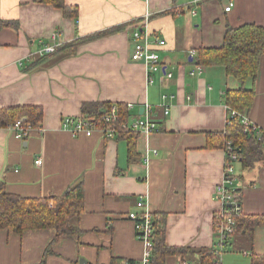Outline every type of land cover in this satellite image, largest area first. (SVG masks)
<instances>
[{
    "label": "crops",
    "instance_id": "1",
    "mask_svg": "<svg viewBox=\"0 0 264 264\" xmlns=\"http://www.w3.org/2000/svg\"><path fill=\"white\" fill-rule=\"evenodd\" d=\"M228 1L65 0L77 9L75 22L50 4L0 0V21L17 23L0 28V108L43 109L41 132L31 130L18 139L0 127V183L24 197L59 195L77 181L84 191L79 233L53 243L52 228L21 233L0 229V264L136 262L142 244L127 213L137 210L139 195L155 218L164 216L167 245L195 250L214 246V215L221 207L215 192L225 152L207 144L206 132L224 129L225 91L239 84L221 67L195 64V50L220 46L227 25L264 26V0H231V10L225 12ZM109 29L114 30L81 42L71 55L27 69L43 45L57 46ZM135 30L152 41L159 71L149 73L144 62L130 59ZM155 38L164 44H156ZM245 86L255 89L245 118L264 131V56L257 77ZM96 101L124 103L126 108L131 104L129 119L144 116L142 107L148 105V116L160 131L105 139L97 131L74 135L62 126L63 117L81 116L82 104ZM37 158L41 165L34 164ZM235 170L242 213L264 215V167L241 170L236 162ZM251 245L243 236L232 238L225 248L232 264H254L253 256L264 255V224L254 228ZM195 260L196 255H169L163 264Z\"/></svg>",
    "mask_w": 264,
    "mask_h": 264
},
{
    "label": "trees",
    "instance_id": "2",
    "mask_svg": "<svg viewBox=\"0 0 264 264\" xmlns=\"http://www.w3.org/2000/svg\"><path fill=\"white\" fill-rule=\"evenodd\" d=\"M37 3L50 4L60 8L65 16L75 19L77 9L67 5L65 0H34ZM172 11V10H171ZM165 12H168L165 11ZM173 12V11H172ZM17 24L12 21H0L1 27H13ZM114 29L90 35L87 38H76L68 43L55 46L53 52H38L29 59L27 69L29 71L39 69L57 59L64 58L75 52L76 47L83 41L101 34L109 33ZM42 48V47H41ZM194 63L199 66L221 67L225 75L233 76L239 86L236 89H227L224 95V103L228 111L227 122L220 131H209L207 144L223 148L225 152V166L233 162L240 165V169H249L255 164L264 167V131L245 126L241 117L245 116L253 104L255 89L247 88L245 82L248 79L255 80L258 74L259 64L264 56V26L254 22L242 23L238 26H226L223 42L218 47L196 48ZM115 106V116L110 122L105 121L110 109ZM231 112L235 114L231 116ZM129 111L124 103L111 102H85L81 106V117L95 127L114 128V136L130 138L135 131L122 129V124L128 122ZM43 109L39 105H18L0 108V127L12 128L20 120L21 126L27 129H42ZM254 125V124H253ZM137 134V133H136ZM130 140V139H129ZM231 149V150H230ZM133 148L129 146V158L133 157ZM235 154L236 160L231 159ZM130 160V159H129ZM237 178L239 175L237 174ZM237 202L240 206V189ZM84 191L81 181L67 187L59 195L45 197H24L6 191L4 184L0 183V229L8 232L21 233L25 230L52 228L55 235L52 240L57 243L63 236H69L80 232L79 217L84 209ZM229 205L224 206L222 213H215L213 233L215 244L211 248L193 249L189 246H169L165 243V219L162 213L155 218L153 213V264H163L169 255L192 256L196 255V264H218L217 251L219 223L228 215ZM232 231L227 237L228 242L234 237H245L248 247L251 248L254 228L264 224V215L244 214L233 212ZM226 245V247H227ZM225 247V248H226ZM48 254V251L45 255ZM254 264H264V255L253 256ZM44 262V261H43ZM42 262V263H43ZM194 262V263H195ZM110 264H114L111 262ZM127 264H135L128 262Z\"/></svg>",
    "mask_w": 264,
    "mask_h": 264
},
{
    "label": "built area",
    "instance_id": "3",
    "mask_svg": "<svg viewBox=\"0 0 264 264\" xmlns=\"http://www.w3.org/2000/svg\"><path fill=\"white\" fill-rule=\"evenodd\" d=\"M200 0H192L193 3H197ZM233 2L230 0L228 4L224 6L223 10L225 12H229ZM56 34H53V38ZM132 51H131V59L134 61H142L147 66V70L149 73L159 71L161 65L159 63V56L158 54L151 48V42L147 38V35H143L142 32L135 30L132 33ZM156 44H164V41L158 38L154 39ZM55 49V44H47L43 45L39 52L43 53H50L53 52ZM165 77H171L170 72L163 71ZM148 81L151 83V76L147 77ZM162 98H166V96H162ZM132 107L131 104H127V108L129 109ZM115 106H112L110 109L109 115L105 116V121L110 122L112 118L115 116ZM149 107L145 105L143 107V114L144 116L135 117L129 120L126 123L122 124V129L131 130L135 132H159L160 128L158 125L149 118L148 116ZM164 114H168V108L164 107ZM235 113L231 112V116ZM242 123L247 127L249 125L252 126V129H257V126L250 123L245 116L241 117ZM64 128L69 129L74 135L76 134H83L85 136H90L94 131L101 133V135L105 139H109L114 137V132L116 130L112 127L110 128H102V127H95L94 125L90 124L87 119L82 118L81 116H65L62 118L61 122ZM10 129L14 136L18 139H24L26 135L35 129H27L21 126L20 120L17 121L12 128ZM42 130V129H41ZM40 130V132H41ZM231 150V149H230ZM236 155L232 154L231 159L236 160ZM235 163V162H233ZM35 165H41L42 160L41 158H37L34 161ZM237 178V173L235 172L233 164L230 166H224L223 170V177L220 185H218L215 198H217L221 204L220 209L217 213H222L224 211V206L229 205L231 208L228 211V215L224 218V220L219 223L217 227L218 232V239H217V251L218 253H222L225 251V247L227 245V237L230 236L232 231V224L233 220L231 218V214L233 212L239 213L240 206L237 202V197L239 195L238 187L234 184V181ZM135 206L137 210H132L127 213V218L132 222L134 233L136 239L142 244V253L138 261L135 264H153L152 261V248H153V216L152 212H150L146 208L145 199L142 195L137 197L135 202Z\"/></svg>",
    "mask_w": 264,
    "mask_h": 264
},
{
    "label": "rangeland",
    "instance_id": "4",
    "mask_svg": "<svg viewBox=\"0 0 264 264\" xmlns=\"http://www.w3.org/2000/svg\"><path fill=\"white\" fill-rule=\"evenodd\" d=\"M130 59H131V57H130ZM132 60V59H131ZM132 61H134V60H132ZM234 169H236V162L234 163ZM235 172H236V170H235ZM237 179H235V181H234V184H237ZM236 255H242L241 254V252H234ZM232 259H233V257H231L230 255H228V253H227V251H223L222 253H221V262H220V264H232ZM247 256H246V258H244V259H242V261H243V263H247Z\"/></svg>",
    "mask_w": 264,
    "mask_h": 264
},
{
    "label": "water",
    "instance_id": "5",
    "mask_svg": "<svg viewBox=\"0 0 264 264\" xmlns=\"http://www.w3.org/2000/svg\"><path fill=\"white\" fill-rule=\"evenodd\" d=\"M191 58V57H190ZM142 111H143V107H142Z\"/></svg>",
    "mask_w": 264,
    "mask_h": 264
},
{
    "label": "bare ground",
    "instance_id": "6",
    "mask_svg": "<svg viewBox=\"0 0 264 264\" xmlns=\"http://www.w3.org/2000/svg\"><path fill=\"white\" fill-rule=\"evenodd\" d=\"M259 129V128H258ZM225 163H226V161H225ZM232 165V164H231Z\"/></svg>",
    "mask_w": 264,
    "mask_h": 264
}]
</instances>
